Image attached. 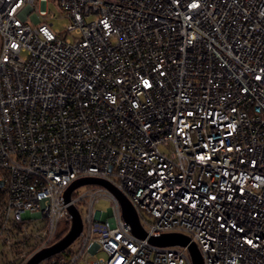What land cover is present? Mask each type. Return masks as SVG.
<instances>
[{
	"label": "built area",
	"instance_id": "obj_1",
	"mask_svg": "<svg viewBox=\"0 0 264 264\" xmlns=\"http://www.w3.org/2000/svg\"><path fill=\"white\" fill-rule=\"evenodd\" d=\"M51 1L63 31L50 0H0V264L56 244L71 205L78 249L38 264H193L150 242L171 233L204 264H264V0ZM84 177L146 238L106 186L67 203Z\"/></svg>",
	"mask_w": 264,
	"mask_h": 264
},
{
	"label": "water",
	"instance_id": "obj_2",
	"mask_svg": "<svg viewBox=\"0 0 264 264\" xmlns=\"http://www.w3.org/2000/svg\"><path fill=\"white\" fill-rule=\"evenodd\" d=\"M85 184H100L112 190L120 201L123 217L125 221L129 223L130 226L132 227L133 233L139 236L140 238H146L147 233L144 231V229L140 224V219L138 213L136 212L135 207L132 205V203L126 196L120 193L107 180L101 178H94V177L80 178L75 182H73V184H71L66 190L65 201L67 203L70 202V198L73 190ZM69 210L72 216V226L70 231L53 246L43 249L37 254H35L28 262V264H38L43 259L48 258L56 253L65 250L78 238V236L81 234L83 229L82 218L74 205L69 206ZM150 242L159 246H175V245L187 246L192 259V263L204 264L199 249L193 242L190 241L189 237L185 235L177 234V233L164 234L160 237H151Z\"/></svg>",
	"mask_w": 264,
	"mask_h": 264
},
{
	"label": "rangeland",
	"instance_id": "obj_3",
	"mask_svg": "<svg viewBox=\"0 0 264 264\" xmlns=\"http://www.w3.org/2000/svg\"><path fill=\"white\" fill-rule=\"evenodd\" d=\"M48 10H49V15L46 17V21L48 23L53 24L52 27L54 30L63 31L64 25L69 23L68 18L65 17L64 13H62L60 11L59 7L56 4H54V2L51 0L48 4ZM42 20H45V18L42 17ZM31 23H34V22L31 21ZM81 190H83V189H78V192ZM98 206L102 209H106L109 206V204H108V202L101 201ZM84 211L85 210H83V212ZM78 243H79V241H76L71 246V249L74 252L78 249Z\"/></svg>",
	"mask_w": 264,
	"mask_h": 264
}]
</instances>
